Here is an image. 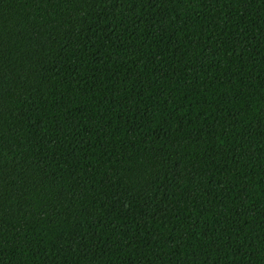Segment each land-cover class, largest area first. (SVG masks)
<instances>
[{
    "label": "trees",
    "instance_id": "1",
    "mask_svg": "<svg viewBox=\"0 0 264 264\" xmlns=\"http://www.w3.org/2000/svg\"><path fill=\"white\" fill-rule=\"evenodd\" d=\"M0 264H264V0H0Z\"/></svg>",
    "mask_w": 264,
    "mask_h": 264
}]
</instances>
